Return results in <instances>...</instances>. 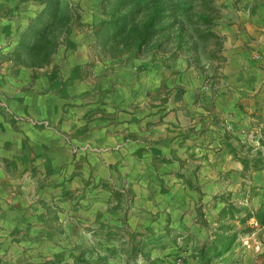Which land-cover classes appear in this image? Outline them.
<instances>
[{"label": "crops", "instance_id": "1", "mask_svg": "<svg viewBox=\"0 0 264 264\" xmlns=\"http://www.w3.org/2000/svg\"><path fill=\"white\" fill-rule=\"evenodd\" d=\"M52 2L0 0V264H264V0L206 66Z\"/></svg>", "mask_w": 264, "mask_h": 264}, {"label": "rangeland", "instance_id": "2", "mask_svg": "<svg viewBox=\"0 0 264 264\" xmlns=\"http://www.w3.org/2000/svg\"><path fill=\"white\" fill-rule=\"evenodd\" d=\"M52 1L53 0H50V5L54 3ZM115 1L116 0H63L64 4L68 8H72V6L81 8V6H83L81 9H90L93 13H99L97 14V18H95H99L100 21L105 20V16H107L106 12H104V5L108 8L111 3ZM180 2L183 7L176 9V16L178 18L177 20L183 22V26L180 29L182 31L181 45H177L175 38V34L177 33L179 26V23L177 22L176 24L175 22L173 26H168L163 30L165 34L167 33L166 35H163V32L161 31L156 32L147 42L141 44L139 47H134L133 44L129 42V45L125 43L127 47L125 45H123V47H116L114 48V51L135 50L138 54H142L143 56H149L154 53H161L165 57H167L166 54L174 55L179 58H184L187 62L190 61L197 66L200 64L206 66V62L211 63L219 44L218 38L214 34L213 29L222 13V0H180ZM132 3L136 2H131V4ZM133 5L135 7L137 6L136 4ZM139 9L143 11L145 8ZM73 12L71 11V13ZM200 13L206 14L211 23H201L199 18L195 17V15ZM140 15L141 13H139L138 18L142 17ZM169 19L170 18L166 20ZM105 30L104 26L100 24V36L103 35L109 39L110 36L104 34ZM119 37L120 36H117L115 40H118ZM119 44L120 43L116 45L119 46Z\"/></svg>", "mask_w": 264, "mask_h": 264}, {"label": "trees", "instance_id": "3", "mask_svg": "<svg viewBox=\"0 0 264 264\" xmlns=\"http://www.w3.org/2000/svg\"><path fill=\"white\" fill-rule=\"evenodd\" d=\"M131 2L136 3L131 4ZM133 4L137 6L135 7ZM182 7L180 0H116L108 8L104 5V12L107 16H105V20L100 21V24L106 29L104 34L112 38L114 48L118 43H120L119 47H123L125 43L129 45V42L134 47H139L156 32H163L166 27L173 26L175 22L176 24L178 22L179 26L175 38L179 46L182 41V31L180 29L183 22L177 20L176 9ZM139 8L145 9L141 11ZM139 13H141V18H138ZM195 17L199 18L201 23H211L204 13L195 15ZM168 18L170 19L166 20ZM67 19L68 17H66ZM162 34L166 35L167 33L163 32ZM117 36H120V40H115ZM102 38L106 37L102 35Z\"/></svg>", "mask_w": 264, "mask_h": 264}, {"label": "built area", "instance_id": "4", "mask_svg": "<svg viewBox=\"0 0 264 264\" xmlns=\"http://www.w3.org/2000/svg\"><path fill=\"white\" fill-rule=\"evenodd\" d=\"M173 264H183L182 257L177 256V257L173 260Z\"/></svg>", "mask_w": 264, "mask_h": 264}]
</instances>
